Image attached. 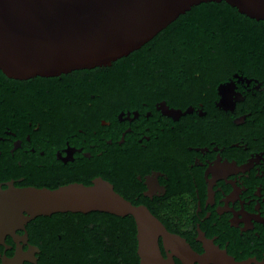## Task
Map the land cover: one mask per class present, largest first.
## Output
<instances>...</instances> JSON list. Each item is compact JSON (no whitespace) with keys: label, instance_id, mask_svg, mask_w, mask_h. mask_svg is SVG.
Here are the masks:
<instances>
[{"label":"flooded vegetation","instance_id":"1","mask_svg":"<svg viewBox=\"0 0 264 264\" xmlns=\"http://www.w3.org/2000/svg\"><path fill=\"white\" fill-rule=\"evenodd\" d=\"M201 97L185 107L167 98L107 102L61 132L15 110L0 117V184L56 188L101 177L197 252L176 254L160 237L176 264H264V75L233 71ZM7 243L0 262L14 254L15 241Z\"/></svg>","mask_w":264,"mask_h":264},{"label":"trees","instance_id":"2","mask_svg":"<svg viewBox=\"0 0 264 264\" xmlns=\"http://www.w3.org/2000/svg\"><path fill=\"white\" fill-rule=\"evenodd\" d=\"M233 71L264 75V19L242 13L225 0L201 2L111 65L28 79L9 77L0 69V117L17 111L39 118L45 132L68 131L74 119L83 126L107 102L167 98L185 107L201 96H212ZM87 100L96 102L89 106ZM102 221L109 231L102 228ZM90 222L94 224L84 225ZM27 227L30 242L40 248V264L139 261L132 214L56 212L35 217ZM7 241L14 243L10 236Z\"/></svg>","mask_w":264,"mask_h":264},{"label":"water","instance_id":"3","mask_svg":"<svg viewBox=\"0 0 264 264\" xmlns=\"http://www.w3.org/2000/svg\"><path fill=\"white\" fill-rule=\"evenodd\" d=\"M207 1L222 0H0V69L9 77L28 79L111 65L142 47L179 15ZM225 1L264 19V0ZM94 210L135 217L140 264H176L172 255L168 259L162 253L160 237L176 254L197 256L147 205L135 204L99 177L92 184L73 182L56 188L0 184V244L12 247L7 236L16 243L14 254L1 256L0 264H38L40 248L29 241L27 230L35 217Z\"/></svg>","mask_w":264,"mask_h":264}]
</instances>
